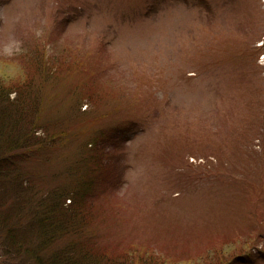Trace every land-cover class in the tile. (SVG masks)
I'll return each instance as SVG.
<instances>
[{
  "label": "rangeland",
  "instance_id": "obj_1",
  "mask_svg": "<svg viewBox=\"0 0 264 264\" xmlns=\"http://www.w3.org/2000/svg\"><path fill=\"white\" fill-rule=\"evenodd\" d=\"M0 79L41 102L40 128L72 130L18 164L22 199L0 178L12 203L65 185L98 137L95 253L264 264V0H0ZM6 231L0 264H22Z\"/></svg>",
  "mask_w": 264,
  "mask_h": 264
},
{
  "label": "trees",
  "instance_id": "obj_2",
  "mask_svg": "<svg viewBox=\"0 0 264 264\" xmlns=\"http://www.w3.org/2000/svg\"><path fill=\"white\" fill-rule=\"evenodd\" d=\"M10 85L0 79V100L5 95V100L10 104L11 93L16 97L12 101L13 112L6 114L0 109V178L8 179L13 171V190L17 189L21 196L19 199H22L24 194L27 195L29 184L23 181L18 183V164L29 156L37 157L44 150H55L63 139L72 137V130L68 127L62 131L61 126H56L54 132H50L43 124L40 128L41 102L31 99L35 95H28L26 89ZM30 124V129H26ZM101 141L97 137L92 138L91 143L84 144L86 153L67 168L65 185L43 196L35 192L29 196L32 203L26 207L18 204L19 199L15 200L17 203H12L13 194L4 191L0 183V231L7 230L4 233L6 240L13 242L16 253L25 254V257L33 260L29 261L32 264H160L143 253L134 257L129 253H95L93 239L85 236L87 234L82 224L86 222V213L82 211L88 210L85 209V202L90 203L87 208L92 207L88 196L94 193L93 186L98 183L101 167L105 165ZM7 201L13 204L11 208L18 209L16 213L13 210V216L11 209L5 206L8 205ZM22 223L23 230H19ZM68 239L69 243L64 247L57 250L51 247L56 242L63 243ZM28 258H23L22 264H29L26 262Z\"/></svg>",
  "mask_w": 264,
  "mask_h": 264
}]
</instances>
